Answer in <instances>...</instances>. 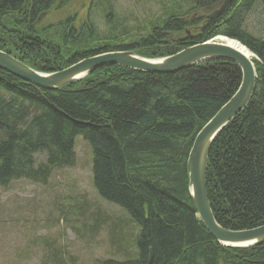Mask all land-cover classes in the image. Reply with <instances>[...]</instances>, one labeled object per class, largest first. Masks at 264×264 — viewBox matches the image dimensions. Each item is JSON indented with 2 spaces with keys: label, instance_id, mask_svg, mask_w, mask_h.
Here are the masks:
<instances>
[{
  "label": "trees",
  "instance_id": "16d2710c",
  "mask_svg": "<svg viewBox=\"0 0 264 264\" xmlns=\"http://www.w3.org/2000/svg\"><path fill=\"white\" fill-rule=\"evenodd\" d=\"M156 1L164 13L142 30L102 37L91 15L79 28L76 15L56 27L39 25L70 0H0V51L52 74L108 52L160 59L218 36L239 41L256 56V89L212 146L207 190L222 228L263 226L264 0H234L212 20L208 16L224 0ZM99 2L109 8L103 19L113 28L110 4ZM241 81V69L226 61L172 74L105 67L56 92L0 70V188L15 180L46 185L55 170L75 165V141L82 136L92 148L96 191L127 212L138 230L134 253L99 264H264V245L233 249L217 243L189 192L194 140Z\"/></svg>",
  "mask_w": 264,
  "mask_h": 264
},
{
  "label": "rangeland",
  "instance_id": "374dc122",
  "mask_svg": "<svg viewBox=\"0 0 264 264\" xmlns=\"http://www.w3.org/2000/svg\"><path fill=\"white\" fill-rule=\"evenodd\" d=\"M104 1L110 4L113 28L103 19L109 8L101 9L99 0H70L39 25L56 27L76 15L79 28L91 15L104 37L135 33L164 13L156 0ZM251 25L256 27L254 18ZM66 41L71 47L73 40ZM75 152V165L55 170L46 185L15 180L0 188V264H99L134 253L138 230L127 212L96 191L92 148L82 136Z\"/></svg>",
  "mask_w": 264,
  "mask_h": 264
},
{
  "label": "water",
  "instance_id": "95a60500",
  "mask_svg": "<svg viewBox=\"0 0 264 264\" xmlns=\"http://www.w3.org/2000/svg\"><path fill=\"white\" fill-rule=\"evenodd\" d=\"M233 1L224 0L221 7L208 18L212 20L221 15ZM234 42L240 44L226 37H216L160 59L143 58L129 51L108 52L80 60L67 69L52 74L37 72L12 55L0 51V70L38 88L57 92L81 82L105 67H121L149 74H172L213 61L236 64L242 72L241 84L234 96L197 134L188 156L187 169L194 208L214 240L224 247L249 249L264 245V225L244 231L222 228L213 214L207 190V169L212 146L221 132L248 107L256 89L255 55L251 53L252 58H248L233 45ZM150 259L152 260V255Z\"/></svg>",
  "mask_w": 264,
  "mask_h": 264
},
{
  "label": "bare ground",
  "instance_id": "6f19581e",
  "mask_svg": "<svg viewBox=\"0 0 264 264\" xmlns=\"http://www.w3.org/2000/svg\"><path fill=\"white\" fill-rule=\"evenodd\" d=\"M226 38H227V37H226ZM240 44H241V43H240ZM240 44L238 45V44L235 43V42L233 43L234 46L238 47L239 50H241L242 52H244V54H246V56H247L248 58L250 57V59H251V58H252L251 51H249L247 47H246V48H247V49H246L245 46H243L242 44L240 45ZM151 255H152V254H151Z\"/></svg>",
  "mask_w": 264,
  "mask_h": 264
}]
</instances>
